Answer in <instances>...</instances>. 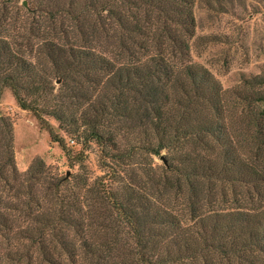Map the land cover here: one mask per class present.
Returning <instances> with one entry per match:
<instances>
[{"label": "trees", "instance_id": "obj_1", "mask_svg": "<svg viewBox=\"0 0 264 264\" xmlns=\"http://www.w3.org/2000/svg\"><path fill=\"white\" fill-rule=\"evenodd\" d=\"M195 2L0 0V97L104 172L21 173L0 117V264H264V75L224 90L186 60Z\"/></svg>", "mask_w": 264, "mask_h": 264}, {"label": "rangeland", "instance_id": "obj_2", "mask_svg": "<svg viewBox=\"0 0 264 264\" xmlns=\"http://www.w3.org/2000/svg\"><path fill=\"white\" fill-rule=\"evenodd\" d=\"M195 1L194 35L183 38L189 44L186 60L208 69L224 90L240 89L245 80L264 75V0ZM33 7L26 1L20 3L23 12ZM56 84L59 86V82ZM237 98L230 94V104L243 103ZM2 116L12 123L15 163L21 173L40 159L47 178L73 183L74 176L87 173L91 184L104 174L99 163L100 148L95 142L86 147L82 137L68 133L56 119L46 116L59 140L55 141L48 126L24 109L9 88L0 97ZM82 151L83 162L79 160ZM167 156L164 150L153 157V163L163 165ZM5 248V244L0 245V252Z\"/></svg>", "mask_w": 264, "mask_h": 264}]
</instances>
